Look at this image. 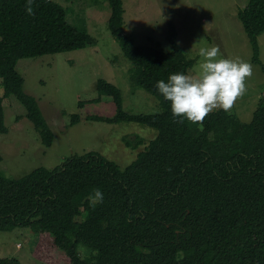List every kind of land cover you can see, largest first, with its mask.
Returning a JSON list of instances; mask_svg holds the SVG:
<instances>
[{
    "label": "trees",
    "instance_id": "obj_1",
    "mask_svg": "<svg viewBox=\"0 0 264 264\" xmlns=\"http://www.w3.org/2000/svg\"><path fill=\"white\" fill-rule=\"evenodd\" d=\"M107 2L108 30L135 65V84L163 112L127 114L121 91L100 79L95 90L111 98L116 114L85 120L136 123L157 135L123 170L91 152L20 179L0 175V232L29 228L37 238L34 257L57 255L64 264H264V99L248 124L224 110L200 123H181L155 88L194 65L176 43L175 28H168L169 52L135 46L124 34L122 1ZM31 7L29 14L26 0H0V134L7 133L2 99L13 96L41 144L50 147L52 131L24 92L17 62L93 47L95 40L71 26L59 4L34 0ZM238 18L251 61L264 74L257 41L264 33V0H248ZM80 120L73 115L70 125ZM0 264L21 263L0 258Z\"/></svg>",
    "mask_w": 264,
    "mask_h": 264
},
{
    "label": "rangeland",
    "instance_id": "obj_2",
    "mask_svg": "<svg viewBox=\"0 0 264 264\" xmlns=\"http://www.w3.org/2000/svg\"><path fill=\"white\" fill-rule=\"evenodd\" d=\"M51 1L64 8L67 22L87 32L95 40V46L17 62L16 71L24 80L23 90L37 101L53 141L50 147H44L19 102L13 96L3 98L7 133L0 134V175L20 179L34 169H53L70 157L91 152L123 170L136 160L157 132L136 123L85 120L87 116L113 118L116 114L111 98L98 95L96 82L105 80L121 91L123 111L127 114L156 115L163 108L156 98L135 84L136 67L124 59L108 30L111 9L107 0ZM121 1L124 34L135 46L169 52L168 28L173 25L176 43L186 58L194 61L190 75H198L200 49L205 47L218 46L223 58H239L251 64L252 76L246 78V91L227 111L241 123L251 122L264 99V74L251 61L252 51L238 18L248 0ZM257 41L259 60L264 66V33ZM80 102L84 103L81 109ZM217 111L220 110L211 113ZM73 115H79L81 120L70 125ZM36 244L37 238L29 228L0 232V258H14L21 264H46L44 261L49 258L53 264L65 263L57 255L47 253L36 259L33 255Z\"/></svg>",
    "mask_w": 264,
    "mask_h": 264
},
{
    "label": "clouds",
    "instance_id": "obj_3",
    "mask_svg": "<svg viewBox=\"0 0 264 264\" xmlns=\"http://www.w3.org/2000/svg\"><path fill=\"white\" fill-rule=\"evenodd\" d=\"M34 0H26V10L32 13ZM198 75L184 72L170 74L158 80L155 88L170 103L173 117L180 122H202L214 110L228 111L246 91V78L252 76V66L239 58H223L218 46L200 49ZM97 197L102 194L97 191Z\"/></svg>",
    "mask_w": 264,
    "mask_h": 264
}]
</instances>
